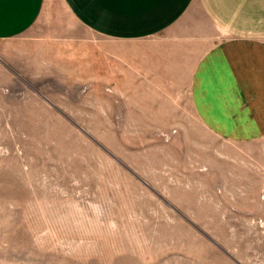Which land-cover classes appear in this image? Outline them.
I'll return each instance as SVG.
<instances>
[{
  "label": "rangeland",
  "instance_id": "rangeland-1",
  "mask_svg": "<svg viewBox=\"0 0 264 264\" xmlns=\"http://www.w3.org/2000/svg\"><path fill=\"white\" fill-rule=\"evenodd\" d=\"M77 14L0 36V264H264V137L198 118L196 51Z\"/></svg>",
  "mask_w": 264,
  "mask_h": 264
},
{
  "label": "crops",
  "instance_id": "crops-1",
  "mask_svg": "<svg viewBox=\"0 0 264 264\" xmlns=\"http://www.w3.org/2000/svg\"><path fill=\"white\" fill-rule=\"evenodd\" d=\"M46 1L0 0V36L26 32ZM64 1L104 36L160 35L199 53L190 77L198 118L231 140L264 137V0Z\"/></svg>",
  "mask_w": 264,
  "mask_h": 264
}]
</instances>
